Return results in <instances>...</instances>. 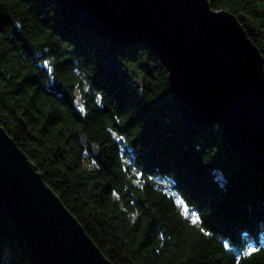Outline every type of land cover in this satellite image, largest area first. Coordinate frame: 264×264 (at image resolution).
<instances>
[{
  "label": "trees",
  "instance_id": "trees-1",
  "mask_svg": "<svg viewBox=\"0 0 264 264\" xmlns=\"http://www.w3.org/2000/svg\"><path fill=\"white\" fill-rule=\"evenodd\" d=\"M209 1L264 58V0ZM0 126L113 264H264V175L218 124L182 120L144 45L68 23L55 0H0ZM0 264H41L1 212Z\"/></svg>",
  "mask_w": 264,
  "mask_h": 264
},
{
  "label": "water",
  "instance_id": "water-1",
  "mask_svg": "<svg viewBox=\"0 0 264 264\" xmlns=\"http://www.w3.org/2000/svg\"><path fill=\"white\" fill-rule=\"evenodd\" d=\"M55 1L68 23L117 47L153 51L182 120L203 130L218 124L264 175V58L233 13L209 0ZM87 143L80 136V146ZM90 149L100 158L97 145ZM0 212L41 264H113L1 126Z\"/></svg>",
  "mask_w": 264,
  "mask_h": 264
},
{
  "label": "snow or ice",
  "instance_id": "snow-or-ice-1",
  "mask_svg": "<svg viewBox=\"0 0 264 264\" xmlns=\"http://www.w3.org/2000/svg\"><path fill=\"white\" fill-rule=\"evenodd\" d=\"M193 215H195V214L193 213ZM197 219H198V218H197ZM194 222H196V221L194 220ZM256 251H257V249H255V248L249 249V251L246 252L245 255H249V254L254 253V252H256Z\"/></svg>",
  "mask_w": 264,
  "mask_h": 264
}]
</instances>
